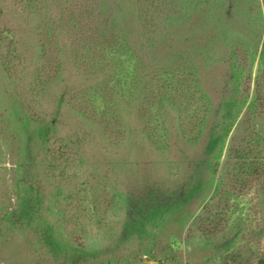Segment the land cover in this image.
I'll return each mask as SVG.
<instances>
[{
    "label": "rangeland",
    "instance_id": "1",
    "mask_svg": "<svg viewBox=\"0 0 264 264\" xmlns=\"http://www.w3.org/2000/svg\"><path fill=\"white\" fill-rule=\"evenodd\" d=\"M0 264H264V0H0Z\"/></svg>",
    "mask_w": 264,
    "mask_h": 264
}]
</instances>
